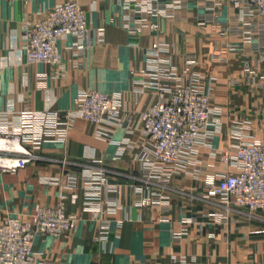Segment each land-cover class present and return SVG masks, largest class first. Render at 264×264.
Instances as JSON below:
<instances>
[{"label": "crops", "instance_id": "0c3cea01", "mask_svg": "<svg viewBox=\"0 0 264 264\" xmlns=\"http://www.w3.org/2000/svg\"><path fill=\"white\" fill-rule=\"evenodd\" d=\"M66 1L0 0V136L23 133L33 116L43 128L39 144L28 145L37 159L16 172H0V222L30 221L38 206H55L66 195L77 226L59 236L37 232L35 264H264V211L207 194L208 180L238 171L221 159L236 136L264 140V18L245 27L228 0L217 6L215 0H184L181 15L155 18L154 30L139 25L127 0H75L86 12L89 37L60 40L62 65L29 63L25 22ZM159 40L170 44L179 72L192 57L196 71L214 77L221 127L192 168L166 185L150 182L155 199L142 204L134 190L147 182L137 158L148 145L142 133L82 117L64 131L44 122L73 110L84 91L122 93L137 109L154 104V89L139 95L135 89L148 48ZM88 169L104 170L117 187L104 190L97 215L87 207ZM113 202L119 208L105 210Z\"/></svg>", "mask_w": 264, "mask_h": 264}, {"label": "built area", "instance_id": "2783aa9c", "mask_svg": "<svg viewBox=\"0 0 264 264\" xmlns=\"http://www.w3.org/2000/svg\"><path fill=\"white\" fill-rule=\"evenodd\" d=\"M228 2L238 10V18L245 27L264 18V0ZM127 3L139 25L149 24L154 30L159 29L155 18L180 16L184 8V0H127ZM219 4L220 1L215 0V5ZM245 32L250 35L251 31ZM23 35L29 63L62 65L60 40L74 35L80 42L89 37L90 28L80 3L68 0L54 5L40 20H27ZM147 53L146 67L136 77L140 87L135 90L139 95L146 88L154 89L158 95L154 104L137 109L127 105L122 93L84 91L77 97L73 110L44 122L45 128L64 131L71 119L82 117L106 127L124 125L142 133L148 145L137 153V158L147 182L134 185L142 204L155 199L150 182L166 185L174 175L194 166L201 147L213 132L220 130L222 112L221 107L214 104V77L196 71L194 58L187 59L179 72L169 43L155 41ZM35 120L31 117L24 134L0 136V172H16L37 159L28 147L39 144L43 134V128L37 127ZM232 147V151L222 153L221 159L236 165L238 171L208 180L207 194L250 212L264 211V140L249 141L238 135ZM86 173L87 207L97 215L104 209L100 206L104 190H117V187L109 182L104 170L88 169ZM65 198L63 195L62 202L55 206H38L30 221L10 217L0 222V264H35L33 238L37 232L59 236L75 229L79 217L68 213ZM119 206L117 202L107 203L105 210L115 212Z\"/></svg>", "mask_w": 264, "mask_h": 264}]
</instances>
